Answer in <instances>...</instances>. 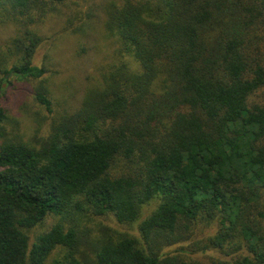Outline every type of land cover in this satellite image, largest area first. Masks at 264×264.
Returning <instances> with one entry per match:
<instances>
[{"label": "trees", "instance_id": "16d2710c", "mask_svg": "<svg viewBox=\"0 0 264 264\" xmlns=\"http://www.w3.org/2000/svg\"><path fill=\"white\" fill-rule=\"evenodd\" d=\"M92 6L107 41L94 87L40 140L0 134V264L57 248L66 261L51 264H264V0H0L18 32L0 90L6 74L45 73L42 24L61 13L83 31ZM33 97L51 110L45 86ZM7 116L0 105V127ZM154 199L137 233L104 222L133 223ZM196 221L217 223L202 243L224 258L180 244Z\"/></svg>", "mask_w": 264, "mask_h": 264}, {"label": "rangeland", "instance_id": "374dc122", "mask_svg": "<svg viewBox=\"0 0 264 264\" xmlns=\"http://www.w3.org/2000/svg\"><path fill=\"white\" fill-rule=\"evenodd\" d=\"M91 2L100 4L101 0H83L84 6ZM91 20H87L83 31L73 33L65 28L61 13L54 14L41 25L39 34L42 38L33 54L32 64L43 67L46 71L36 80H28L11 74L5 75L1 81L0 105L8 114L0 134H20L24 140L36 142L47 135L51 128L63 122L79 106L82 97L94 87L98 75L96 62L101 59V53L106 51L107 41L101 37L103 20L102 8ZM14 26L0 25V72L12 67L17 62L11 44L17 34ZM45 86L52 99L51 110H46L33 97L35 89ZM158 200H151L143 205L136 221L130 224H120L113 218L104 222L119 231L130 230L137 233L140 221L155 209ZM56 221L53 215H47L36 226L27 229L29 247L37 237L50 229ZM216 222L209 226L203 221H196L192 225V235L180 242L192 256L203 263H212L224 258L223 254L214 248L204 246L203 238L213 233ZM172 246H177L172 245ZM86 249V248H85ZM67 250L57 248L53 250L42 264H51L54 260L66 261ZM27 264H31L30 261Z\"/></svg>", "mask_w": 264, "mask_h": 264}]
</instances>
